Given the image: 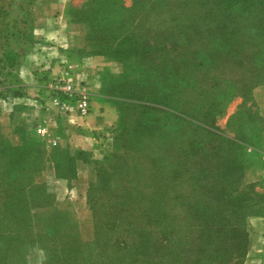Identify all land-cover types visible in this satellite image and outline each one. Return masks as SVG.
Masks as SVG:
<instances>
[{
  "label": "rangeland",
  "instance_id": "rangeland-1",
  "mask_svg": "<svg viewBox=\"0 0 264 264\" xmlns=\"http://www.w3.org/2000/svg\"><path fill=\"white\" fill-rule=\"evenodd\" d=\"M32 1L0 0V10L3 17L14 9L16 14ZM69 2L73 18L88 23L96 52L125 62L122 83L129 89L120 93L155 106L133 105L121 118V134L104 135L115 149L100 162H120L121 167L112 171L105 165L109 180L94 181L87 197V167L78 182L65 172L61 178L55 175V160L74 158L72 145L52 135L40 138L46 126L39 125L41 112L66 115L41 95L33 105L34 122L21 114L13 127L3 87L6 72L0 70V264H156L158 232L173 224L182 228L189 213L212 212L216 196L225 214L239 215L235 224L245 232L239 264H264V232L257 229L264 217V160L258 150L231 140L248 138L232 121L226 124L231 114L239 115V121L250 114L260 124L257 129L263 126L252 89L264 84V19L253 10L250 18L235 23L249 30L237 46L215 49L221 41L217 34L194 30L212 28L219 20L192 17L183 22L171 13L159 15L173 12L176 5L153 0ZM186 10L199 13L192 5L181 9ZM4 20L0 29L5 27L7 36L12 29ZM176 23L192 27L179 33ZM128 28L130 41L104 40L118 38ZM209 58L213 66L207 65ZM148 90L162 93L176 114L155 103L160 97L149 103ZM101 184L105 191H99ZM146 221L154 228L152 235L144 233Z\"/></svg>",
  "mask_w": 264,
  "mask_h": 264
},
{
  "label": "crops",
  "instance_id": "crops-1",
  "mask_svg": "<svg viewBox=\"0 0 264 264\" xmlns=\"http://www.w3.org/2000/svg\"><path fill=\"white\" fill-rule=\"evenodd\" d=\"M70 5L69 0L32 1L29 4L26 28L20 26L14 14L15 9L5 17L0 10V24L5 18L4 24L7 21L8 27L12 29L7 32V36H4L5 27L4 30L0 29V70L6 72L3 87L9 94L7 98L10 113L13 112V127H16L21 114L27 115L34 122L33 105L40 103L39 97L43 94L42 87L46 78L61 76L89 84L93 93V108L88 116H77L76 112H72L66 116L52 117L45 111H37L42 117L39 118V125H46L40 138L52 135L55 141L60 139L72 145L75 155L71 179L80 181L83 177L81 170L87 167L89 188L97 179L99 167L105 166L100 161L115 149L104 135L119 136V129H115L122 112L130 110V100L119 92L123 63L96 53L87 38L86 24L72 21L68 11ZM252 95L259 105L262 128H256L260 124L250 114L244 121H239V115L231 114L226 124L231 118L232 126L248 138L246 142L236 140L242 142L249 151L258 150L264 160V84L255 86ZM239 125H243L242 128ZM81 151L87 152L88 157H83L79 153ZM116 165L120 164L117 162ZM257 229L264 232V217Z\"/></svg>",
  "mask_w": 264,
  "mask_h": 264
},
{
  "label": "trees",
  "instance_id": "trees-1",
  "mask_svg": "<svg viewBox=\"0 0 264 264\" xmlns=\"http://www.w3.org/2000/svg\"><path fill=\"white\" fill-rule=\"evenodd\" d=\"M138 0H133V2H137ZM140 1V0H139ZM155 2H158V4H168V5H176L178 8L172 9L173 12L167 11V12H159L160 16H163L165 14L169 15L168 13H171L170 15H173V18L176 20H192V17H201L202 19H213V20H219L217 25H214V27L211 28V26H204L201 28H197L194 30V32H199L201 30L202 32H207L209 35L217 34L219 38L221 39L220 45H218L215 49H233L235 45L240 42V36H243L246 34L249 30L246 29V26H238V21L240 19L244 20L247 18H250L252 15L253 10L257 16H260V18L264 19V0H153ZM196 6V9L198 10V14L194 12H188L181 11L184 10L187 6ZM176 12V13H174ZM72 17V21L76 22H84L87 26V38L88 32H89V26L88 23L85 20H77ZM234 22V23H232ZM238 22L237 24H235ZM232 24V26H230ZM190 25V24H188ZM185 25V23H176L175 27L176 30L179 33H184L186 30H188V26ZM129 29V28H128ZM264 31V28H263ZM131 30H124L121 33L118 34V38L112 37L104 38L106 41H115L117 44L130 41L131 36ZM238 36V37H237ZM90 42V40H89ZM91 43V42H90ZM94 45V44H92ZM179 45V44H177ZM95 46V45H94ZM96 51V48H95ZM220 51V50H219ZM97 53V52H96ZM101 54V53H99ZM105 55V54H103ZM107 57V55H105ZM119 60L123 63V73H124V67L125 62L121 59L117 58H110ZM146 60H148L146 58ZM146 60H143V62L147 63ZM207 61V60H206ZM207 65L213 66V60L208 59ZM205 61H203V64ZM122 76L120 80V91L127 90L129 88L124 87L122 83ZM47 80V78L44 80V82ZM44 84V83H43ZM43 89V87H42ZM140 91V90H138ZM144 94H146L148 99V102L150 101L154 102L155 100H158L157 98L160 97L158 102L155 103H163L160 105H167L168 107L163 108L162 110L175 115V108L172 107V103L168 100H165L162 93L157 92L156 90H148L145 91ZM125 99L130 100L128 104L129 108L132 109L133 105H142L144 107H150L155 105H150L143 102H136L131 101V99L125 97V94H121ZM144 102H147V100H142ZM159 107V106H157ZM156 107V108H157ZM174 111H173V110ZM130 111V110H129ZM179 115H183L187 118L188 114L185 112H180ZM203 116L207 115L202 114ZM124 112H122L121 118L123 119ZM234 116V115H233ZM136 117V116H135ZM119 123L121 122V119ZM189 118V117H188ZM138 119V118H137ZM198 124L202 125L203 122L201 120ZM231 118L228 121L231 122ZM118 123L117 128H120V124ZM141 130H144V128H140ZM139 130V128H137ZM121 134V133H120ZM119 134V135H120ZM231 140H234L236 143L241 144L245 146L242 142H239L236 140V138H232ZM240 140V139H239ZM246 142L245 140H241ZM52 152H55L54 149ZM107 156H113V152H110ZM114 158V157H113ZM72 160V161H71ZM55 169L57 170L55 172L56 177L60 178L63 177V172L68 173L67 175L69 179L73 176L74 172V158L68 159L67 162L62 163L59 161H54ZM120 163V162H118ZM102 164V163H101ZM116 163L111 164H105L107 166V169L115 171L116 169L121 167V164L119 166L116 165ZM117 173L119 171L117 170ZM108 174L106 173V169L104 166L99 167V174L97 175L96 181L100 182H107L109 180ZM71 176V177H70ZM94 183H92L87 192V197H89V192L91 187ZM99 191H105L104 189H107L104 185L98 186ZM122 191V188H120ZM120 196H117L118 198ZM125 196L121 195V198ZM137 198V197H135ZM215 203V208L212 212L206 214L205 210L197 211L193 213H189L187 215L188 218H190V221H188L185 226L178 227L175 224L168 226L171 229L170 230H164L163 232H158L159 237L154 238L155 239V251L154 254L156 255L157 263L156 264H239V258L241 257L242 250H243V242L244 238L243 235H245V232L242 231L239 228V224H235V220L237 221L239 219V215H233L234 212L231 214H225L220 206L222 205L223 201L220 200L218 196L213 197L211 199ZM220 205V206H219ZM143 213V212H142ZM143 219L147 220L150 217L143 215ZM144 220V221H145ZM224 221V222H223ZM146 225L144 226V233L147 231L148 234L151 233V235L154 233L153 226L150 225V222L146 221ZM173 235V236H172ZM145 241H148V237H145ZM143 238V239H144Z\"/></svg>",
  "mask_w": 264,
  "mask_h": 264
},
{
  "label": "built area",
  "instance_id": "built-area-1",
  "mask_svg": "<svg viewBox=\"0 0 264 264\" xmlns=\"http://www.w3.org/2000/svg\"><path fill=\"white\" fill-rule=\"evenodd\" d=\"M28 5L15 14L22 28H26V18L30 11ZM42 98L62 115L76 112L86 117L93 108V94L88 83L75 78L48 77L43 84Z\"/></svg>",
  "mask_w": 264,
  "mask_h": 264
}]
</instances>
